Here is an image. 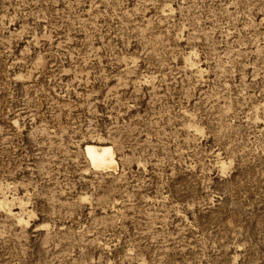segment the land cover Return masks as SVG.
Here are the masks:
<instances>
[{"label":"rangeland","instance_id":"374dc122","mask_svg":"<svg viewBox=\"0 0 264 264\" xmlns=\"http://www.w3.org/2000/svg\"><path fill=\"white\" fill-rule=\"evenodd\" d=\"M3 199L0 264H264V0H0Z\"/></svg>","mask_w":264,"mask_h":264},{"label":"bare ground","instance_id":"6f19581e","mask_svg":"<svg viewBox=\"0 0 264 264\" xmlns=\"http://www.w3.org/2000/svg\"><path fill=\"white\" fill-rule=\"evenodd\" d=\"M83 146H84V144H83ZM84 152H85L90 164L94 168H96L98 170L114 169L116 167V163L117 162H116V159H115V156H114L113 147H112V145H110L106 141H100V142L99 141H97V142L88 141V142L85 143ZM0 205L5 207V209L7 210V212L9 214L16 215L15 217H17L16 212H14L12 210V208L8 205L7 199H3V201L0 202ZM22 210H23V208H22ZM17 221L21 222V223H24V224L26 222L20 216H19Z\"/></svg>","mask_w":264,"mask_h":264}]
</instances>
